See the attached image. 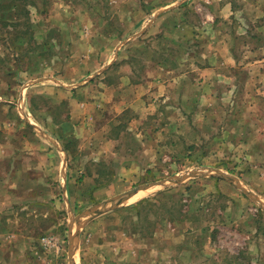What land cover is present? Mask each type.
<instances>
[{
  "label": "rangeland",
  "instance_id": "374dc122",
  "mask_svg": "<svg viewBox=\"0 0 264 264\" xmlns=\"http://www.w3.org/2000/svg\"><path fill=\"white\" fill-rule=\"evenodd\" d=\"M248 45L263 60L264 0H0V264H264ZM208 61L234 78H184ZM168 178L74 225L71 245L73 216Z\"/></svg>",
  "mask_w": 264,
  "mask_h": 264
},
{
  "label": "crops",
  "instance_id": "0c3cea01",
  "mask_svg": "<svg viewBox=\"0 0 264 264\" xmlns=\"http://www.w3.org/2000/svg\"><path fill=\"white\" fill-rule=\"evenodd\" d=\"M214 1H217V0H214ZM229 48H231L232 49V47H229ZM251 49H253V48H251L249 45L247 46V51H248V53H249V55H248V57H247V63L249 64H253V61L256 59V58H251V60H250V54H251ZM234 50H235V52H238V51H236V48H234ZM222 61V60H221ZM256 62H261L262 63V65L264 66V58H263V60H255ZM235 63L236 62H234L232 65H235ZM220 66V64L217 62V63H213V62H211V61H208V62H205V64L204 65H202V67H197L196 69L195 68H193V70H195L196 72H197V76L196 77H184V78H186V80H189L191 83L192 82H194L195 81V79H198L201 83H204V84H202L203 86H205V85H207L208 83H210V82H214V81H216V80H225V81H229L230 80V78L231 79H233L234 77H232V75H225V74H223L222 72H221V67H219ZM213 72V73H212ZM177 76V75H176ZM245 77V79L247 80V82L248 83H251V80H254L255 78L254 77H252L251 75H246V76H244ZM177 78H178V76H177ZM240 79H241V77H240ZM179 80H182V81H184L182 78H180ZM232 81V80H231ZM237 82V81H236ZM250 92H251V88H249L248 89V91H247V93H248V97H250ZM200 92H199V98H203V97H210L209 96V94H208V96L203 92L202 93V95L200 96ZM185 95H187V93L185 92ZM184 95V97H186ZM196 96V95H195ZM215 97H217V96H215ZM71 100V104L73 105V107H76L77 108V110H78V107L80 106L79 105V102H78V100L76 99V98H71L70 99ZM172 102L176 105L177 103H176V99H173L172 98ZM203 102V101H202ZM200 103V104H205V103ZM184 105V104H183ZM172 106V105H171ZM205 106V105H204ZM200 109L202 110L203 109V111H205V114H206V111H208L207 110V105L205 106V108L204 107H200ZM77 110H73V111H71V117H69V120H68V122H67V124H69V126H71V128L72 127H74V125H75V120H79V118H80V116H79V114H77ZM177 111H182L184 114H187V115H190V113H191V111L190 110H188L187 108H186V106L184 107V109L183 110H181V107L180 106H178L177 108H176V106H174V114H176V113H178ZM237 111H239V108H237ZM76 112V113H75ZM85 112V111H84ZM210 113H212L211 111H209ZM208 112V113H209ZM250 113V112H249ZM252 113V112H251ZM76 114V115H75ZM249 122V119L245 122V123H248ZM246 127H248V125L246 126ZM50 135V134H49ZM51 136V135H50ZM59 136L57 135V139H59L58 138ZM51 138H53L52 136H51ZM56 139V140H57ZM58 141V140H57ZM64 149V151L66 152V153H68L67 152V150H66V148H63ZM68 164V163H67ZM68 166V165H67ZM70 171V169L69 170H66V169H64V171H63V178H65L66 179V177H68V179H67V181H70V175H69V172ZM114 171V170H113ZM107 178H108V180H109V184H111L114 180H115V178H116V172L114 171V172H112L111 171V173L110 174H108V176H107ZM108 184V185H109ZM136 188V187H135ZM135 188H133V189H135ZM100 189V188H99ZM133 189H130V190H133ZM130 190H128V191H130ZM128 191H125V192H128ZM141 190H139L138 192H140ZM124 192V193H125ZM137 192V193H138ZM136 193V194H137ZM116 196V195H115ZM115 196H113V197H115ZM113 197H111V198H113ZM133 197V196H132ZM131 197V198H132ZM111 198H109V199H111ZM109 199H107V200H109ZM107 200H104V201H107ZM104 201H102V202H104ZM96 206V205H95ZM94 206H90V207H88V208H86L85 210H84V212L85 211H87V210H89V209H91V208H93ZM94 217H92V218H90L89 219V221H91L92 219H93ZM88 221V222H89ZM87 222V223H88ZM77 225L78 224H75V227H77Z\"/></svg>",
  "mask_w": 264,
  "mask_h": 264
},
{
  "label": "water",
  "instance_id": "95a60500",
  "mask_svg": "<svg viewBox=\"0 0 264 264\" xmlns=\"http://www.w3.org/2000/svg\"><path fill=\"white\" fill-rule=\"evenodd\" d=\"M221 174V173H220ZM222 175H226V177L228 178H231V179H234L236 182L238 181L235 176H230V175H227L225 173H222ZM185 175H177V176H174L173 178L177 181L178 180H183L185 177ZM170 178L168 179H164V180H161V181H154L152 183H148V184H144V185H141V186H138L136 187L135 189L133 190H130L128 192H125V193H122L120 195H117L107 201H104V202H101L100 204L94 206L93 208L83 212L80 216H73V221L71 223V228L70 230L72 231V236L70 238L71 240V245L73 246V240H75V236L77 233H74L73 234V230H74V225L75 224H78L77 226L80 228L81 225L87 223L89 221L90 218L92 217H95L101 213H103L105 210L107 209H110L116 205H120L123 201H126V200H129L132 196L136 195V193L139 191V190H147L151 187H154L156 185H162L164 183H166L167 180H169ZM247 192V190H246ZM254 192L251 191V194H253ZM78 232V231H77ZM71 264H76V261L75 259L72 258L71 260Z\"/></svg>",
  "mask_w": 264,
  "mask_h": 264
},
{
  "label": "bare ground",
  "instance_id": "6f19581e",
  "mask_svg": "<svg viewBox=\"0 0 264 264\" xmlns=\"http://www.w3.org/2000/svg\"><path fill=\"white\" fill-rule=\"evenodd\" d=\"M148 191V190H147ZM144 192H146V191H144ZM143 191L142 192H138L136 195H134V196H138V195H141V194H143L144 193ZM133 196V197H134ZM75 229L78 231V229L75 227Z\"/></svg>",
  "mask_w": 264,
  "mask_h": 264
}]
</instances>
